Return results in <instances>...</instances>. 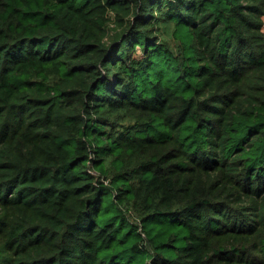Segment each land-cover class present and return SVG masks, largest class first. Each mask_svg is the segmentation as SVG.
I'll list each match as a JSON object with an SVG mask.
<instances>
[{
    "label": "trees",
    "instance_id": "16d2710c",
    "mask_svg": "<svg viewBox=\"0 0 264 264\" xmlns=\"http://www.w3.org/2000/svg\"><path fill=\"white\" fill-rule=\"evenodd\" d=\"M0 264H264V0H0Z\"/></svg>",
    "mask_w": 264,
    "mask_h": 264
}]
</instances>
